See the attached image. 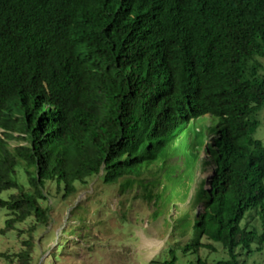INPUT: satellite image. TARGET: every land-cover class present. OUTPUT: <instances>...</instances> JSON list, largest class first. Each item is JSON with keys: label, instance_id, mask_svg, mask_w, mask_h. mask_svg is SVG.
<instances>
[{"label": "trees", "instance_id": "obj_1", "mask_svg": "<svg viewBox=\"0 0 264 264\" xmlns=\"http://www.w3.org/2000/svg\"><path fill=\"white\" fill-rule=\"evenodd\" d=\"M263 59L264 0H0V232L50 223V183L67 198L99 177L157 209L190 203L151 264H206L217 243L215 264H246L264 250ZM250 210L262 230L242 226ZM24 244L0 257L35 264Z\"/></svg>", "mask_w": 264, "mask_h": 264}, {"label": "rangeland", "instance_id": "obj_2", "mask_svg": "<svg viewBox=\"0 0 264 264\" xmlns=\"http://www.w3.org/2000/svg\"><path fill=\"white\" fill-rule=\"evenodd\" d=\"M256 118L260 125L254 137L264 140V109ZM201 123L205 129L214 126L215 119L207 115ZM16 143L12 141V146ZM212 174L205 169L201 175L209 179ZM11 192L4 191L2 197L8 198ZM47 193L49 198L41 203L44 207L51 206L50 223L39 225L31 233L35 221L29 219L18 224L16 230L0 232V251L17 253L25 247L24 241L32 240L36 243L35 264H42L45 259L46 264H151L168 256L169 249L177 242L171 226L176 207L182 211L190 206L188 201L175 198L167 208L157 209L153 201L143 196L136 182L132 188L119 191L118 185H107L99 177L79 185L78 191L67 198L54 183L48 185ZM253 210L246 213L242 226L262 230L261 217ZM7 217V210L0 209V229L6 227ZM61 237L66 240L61 241ZM179 240L184 245L186 238ZM215 245V251H200L206 264H215L227 257L222 246ZM55 250L59 255L56 260L48 256ZM241 252V260L246 264H264V250ZM0 264L8 263L0 257ZM177 264H197V255L179 252Z\"/></svg>", "mask_w": 264, "mask_h": 264}, {"label": "clouds", "instance_id": "obj_3", "mask_svg": "<svg viewBox=\"0 0 264 264\" xmlns=\"http://www.w3.org/2000/svg\"><path fill=\"white\" fill-rule=\"evenodd\" d=\"M208 115H210V114H208ZM206 116H207V115H206ZM206 116H205V117H206ZM210 116H211V115H210Z\"/></svg>", "mask_w": 264, "mask_h": 264}]
</instances>
